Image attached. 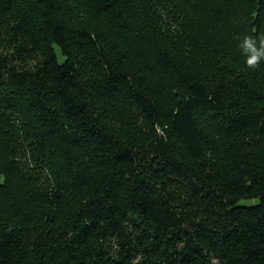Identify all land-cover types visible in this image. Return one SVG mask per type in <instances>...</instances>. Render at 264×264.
<instances>
[{
    "label": "trees",
    "instance_id": "16d2710c",
    "mask_svg": "<svg viewBox=\"0 0 264 264\" xmlns=\"http://www.w3.org/2000/svg\"><path fill=\"white\" fill-rule=\"evenodd\" d=\"M0 264H264V0H0Z\"/></svg>",
    "mask_w": 264,
    "mask_h": 264
},
{
    "label": "rangeland",
    "instance_id": "374dc122",
    "mask_svg": "<svg viewBox=\"0 0 264 264\" xmlns=\"http://www.w3.org/2000/svg\"><path fill=\"white\" fill-rule=\"evenodd\" d=\"M59 57H60V60H62L63 57H61V56H59ZM254 203H256L255 200H253V201H244V202H242V204H254Z\"/></svg>",
    "mask_w": 264,
    "mask_h": 264
},
{
    "label": "clouds",
    "instance_id": "9594fccd",
    "mask_svg": "<svg viewBox=\"0 0 264 264\" xmlns=\"http://www.w3.org/2000/svg\"><path fill=\"white\" fill-rule=\"evenodd\" d=\"M257 59H259V56H257V58L256 59H250L249 61H248V63L250 64V65H253V64H255L256 63V60Z\"/></svg>",
    "mask_w": 264,
    "mask_h": 264
}]
</instances>
